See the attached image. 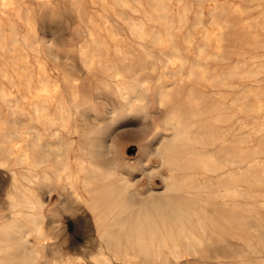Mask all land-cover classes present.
<instances>
[{
	"label": "rangeland",
	"instance_id": "1",
	"mask_svg": "<svg viewBox=\"0 0 264 264\" xmlns=\"http://www.w3.org/2000/svg\"><path fill=\"white\" fill-rule=\"evenodd\" d=\"M50 1L20 0V17L12 12L14 25L3 18L0 29V140L31 151L22 162L0 147V226L12 220V195L23 184L42 201L26 211L39 212L45 230L42 237L25 234L3 253L4 264H152L143 256L134 263L112 257L91 210L73 195L66 173L85 177L80 167L91 163L107 172L98 185L120 189L134 206L173 195L205 209V227L194 225L193 243L173 224L177 250L162 252L159 264H264V184L255 168L259 155L264 160L256 131L264 1ZM134 22L147 36L134 31ZM83 52H94V62ZM44 85L54 93L47 95ZM53 118L65 125L58 135L51 133ZM177 130L189 137L176 142ZM63 164L67 170L57 179L54 170ZM32 167L50 179L27 180ZM76 184L83 192V183ZM1 255L0 245L3 264Z\"/></svg>",
	"mask_w": 264,
	"mask_h": 264
},
{
	"label": "bare ground",
	"instance_id": "2",
	"mask_svg": "<svg viewBox=\"0 0 264 264\" xmlns=\"http://www.w3.org/2000/svg\"><path fill=\"white\" fill-rule=\"evenodd\" d=\"M46 1V2H45ZM125 5L126 1L121 0ZM163 1V0H162ZM264 1V0H261ZM164 2V1H163ZM166 2V1H165ZM168 2V1H167ZM180 2V1H179ZM45 4H51L50 0H44ZM204 3V1H203ZM42 4V3H41ZM56 4V3H55ZM74 4V3H73ZM111 5V4H110ZM43 6V5H42ZM52 6V5H51ZM74 6V5H73ZM112 6V5H111ZM123 6V5H122ZM211 6V5H210ZM231 6V5H230ZM240 6V5H239ZM81 8L83 6H80ZM53 8V7H52ZM48 9V7H47ZM51 9V8H50ZM56 9V8H55ZM54 9V11H55ZM67 9V8H66ZM22 10L20 0H0V29L3 24V18H6L12 27L15 21L11 18L12 12L20 17V12ZM58 10V9H57ZM76 10V9H75ZM167 10V9H166ZM164 11V10H163ZM233 12V11H232ZM59 13V12H58ZM79 16V11H77ZM83 13V12H82ZM199 13V12H198ZM85 14V13H83ZM47 15V14H46ZM50 15V14H49ZM61 16V15H60ZM59 16V17H60ZM262 19L259 24L264 27V7L262 8ZM80 17V16H79ZM78 17V18H79ZM163 17V16H162ZM198 17V16H197ZM28 18V17H27ZM159 18V17H158ZM47 20V19H46ZM57 20V19H56ZM80 20V19H79ZM29 22V21H28ZM53 22V21H52ZM72 22V21H71ZM27 23V20H26ZM40 24V23H39ZM70 24V23H69ZM221 24V23H220ZM224 24V23H223ZM85 25V23H84ZM50 26V25H49ZM63 26V25H62ZM73 26V25H72ZM180 26V25H179ZM69 27V26H68ZM134 31L139 35H144L145 30L141 23L134 22L132 24ZM60 28V27H58ZM64 28V27H63ZM61 28V29H63ZM46 29V28H45ZM47 27L46 30H48ZM52 29V28H51ZM65 29V28H64ZM69 29V28H68ZM45 30V31H46ZM57 30V29H56ZM71 30V29H70ZM90 30V29H89ZM174 30V29H173ZM50 31V30H49ZM48 31V32H49ZM51 30L50 32H53ZM65 31V30H64ZM57 32V31H56ZM63 32V30H62ZM91 33V31H90ZM44 34V33H43ZM55 34V33H54ZM60 34V33H59ZM57 34V35H59ZM64 34V33H62ZM69 34V33H68ZM89 34V33H88ZM52 35V34H51ZM205 35V34H204ZM47 36V34H46ZM53 36V35H52ZM90 36V35H89ZM145 36H147L145 34ZM17 37V36H16ZM54 37V36H53ZM62 37V35L60 36ZM194 37V36H193ZM64 38V37H62ZM70 37H68L69 39ZM188 38V37H187ZM161 39V38H160ZM4 40V39H3ZM55 40V39H53ZM162 40V39H161ZM58 41V39H57ZM189 41V40H188ZM25 42V41H24ZM219 43V42H218ZM26 44V43H25ZM154 44V43H153ZM164 44V43H163ZM22 47V46H21ZM24 47V46H23ZM24 49V48H23ZM33 49V48H32ZM82 49V48H81ZM106 49V48H105ZM219 49V48H218ZM22 50V49H21ZM30 50V49H29ZM31 51V50H30ZM35 53V52H34ZM91 53V52H90ZM85 57L89 59L90 63L94 62V52L93 55L88 57L86 52L82 53ZM99 54V53H98ZM35 56V55H34ZM68 56V55H67ZM263 55L258 57V67L257 74H262L264 72V60ZM23 57V56H22ZM57 58V57H56ZM166 58V57H165ZM209 58V56H208ZM23 59V58H21ZM143 59V58H142ZM148 59V58H147ZM244 59V58H243ZM141 60V59H140ZM72 61V60H71ZM86 61V60H85ZM151 61V60H150ZM185 61V60H184ZM145 62V61H144ZM23 63V62H22ZM87 63V62H86ZM89 63V65H90ZM185 63V62H184ZM25 64V63H24ZM164 64V63H163ZM183 64V63H182ZM93 65V64H92ZM91 65V66H92ZM236 65V64H235ZM24 66V65H23ZM86 66V65H85ZM72 67V66H71ZM23 68V67H22ZM38 69V68H37ZM89 69V68H88ZM26 70V69H25ZM205 70V69H203ZM0 68V73H1ZM42 72L45 73V68H42ZM97 73V72H96ZM229 74V73H228ZM247 74V73H246ZM26 75V73H25ZM39 75V74H38ZM37 75V76H38ZM62 75V73H61ZM102 75V74H101ZM204 76V75H203ZM112 77V76H111ZM113 79V78H112ZM126 79V78H124ZM263 77H259L257 80V112L260 116L257 122V134L259 138L258 142V153L262 154V147L264 142V119L261 116L264 114V87L262 85ZM15 80V79H13ZM28 81V80H27ZM177 81V80H176ZM42 83V82H41ZM198 83V82H197ZM26 84V83H25ZM72 84V83H71ZM74 84V82H73ZM72 84V85H73ZM161 84V83H160ZM43 85V83H42ZM107 85V84H106ZM110 86V85H109ZM115 86V85H114ZM248 87V86H247ZM133 88V87H132ZM193 88V87H192ZM122 96H127L130 92L127 87L118 88ZM162 89V88H161ZM166 89V88H165ZM247 89V88H246ZM4 90V89H3ZM29 90V89H28ZM168 90V89H167ZM9 91V90H8ZM32 91V90H31ZM34 91V90H33ZM43 91L50 95L54 93V90L48 86L44 85ZM163 91V90H162ZM3 92V91H1ZM38 92V90L36 91ZM35 92V93H36ZM40 92V91H39ZM136 92V91H135ZM166 92V91H165ZM164 92V93H165ZM169 92V91H168ZM4 93V92H3ZM31 93V92H30ZM34 93V92H33ZM42 91L39 93L41 94ZM138 93V92H137ZM160 93V92H159ZM220 93V92H219ZM6 94V93H5ZM101 94V93H100ZM105 94V93H104ZM192 94V93H191ZM165 95V94H164ZM222 95V94H221ZM33 96V95H32ZM224 96V95H223ZM234 96V95H233ZM1 97V96H0ZM6 97V96H5ZM11 97V96H10ZM37 97V95H36ZM77 94L72 93V98L76 101ZM168 97V96H167ZM245 97V96H244ZM16 98V97H15ZM24 98V97H23ZM164 98V97H163ZM192 98V97H191ZM195 98V97H194ZM239 98V97H238ZM13 99V98H12ZM11 99V100H12ZM48 99V98H47ZM143 98L141 94L137 101H141ZM190 99V98H189ZM191 100V99H190ZM239 100V99H238ZM2 101V100H1ZM143 101V100H142ZM174 101V100H173ZM224 101V99H223ZM236 101V100H235ZM12 102V101H11ZM30 102V101H29ZM144 102V101H143ZM165 102V101H164ZM47 103V102H46ZM162 103V102H161ZM231 103V102H230ZM234 103V102H233ZM195 104V103H194ZM1 106V105H0ZM10 106V105H9ZM15 106V105H14ZM181 106V105H180ZM78 107V106H77ZM141 107V105H140ZM222 107V106H221ZM3 109V108H1ZM7 108H5L6 110ZM12 109V107H11ZM18 109V108H17ZM16 109V110H17ZM46 111V110H45ZM35 113L37 116H41V112L38 108H35ZM86 113V112H84ZM187 113V111H186ZM185 113V114H186ZM194 114V113H193ZM192 114V115H193ZM61 115V114H60ZM141 115V114H140ZM173 115V114H172ZM232 115V114H231ZM88 117V116H87ZM100 117V116H99ZM180 117V116H179ZM209 117V116H208ZM115 119V118H114ZM51 124L55 125L53 135H58L60 128L55 118L51 119ZM63 121V120H62ZM85 121V119H84ZM2 122V121H1ZM13 122V121H12ZM64 122V121H63ZM169 122V121H168ZM39 123V122H38ZM36 124V123H35ZM101 124V123H100ZM103 124V123H102ZM89 125V124H88ZM105 125V124H104ZM172 124H170L171 126ZM65 126V125H63ZM112 127V126H111ZM104 129V128H103ZM174 129V128H173ZM88 130V129H87ZM23 131V130H22ZM90 131V130H89ZM63 132V131H62ZM173 133V132H172ZM14 134V133H13ZM20 135V134H19ZM33 144L36 145L41 139V134L38 132ZM172 137V136H171ZM174 140L187 139L189 136L185 131L177 130L174 134ZM199 137V136H196ZM165 138V137H163ZM10 139V138H8ZM14 139V138H13ZM167 139V137L165 138ZM12 139L8 145L6 141L0 140V147L3 148L6 155L10 158L13 156L16 160L22 162L30 161L31 151L28 148H22L15 151V146L12 144ZM73 140V139H72ZM75 140V139H74ZM164 140V139H163ZM14 141V140H13ZM99 141V140H98ZM19 143V142H18ZM66 143V142H65ZM80 143V142H79ZM88 144V143H87ZM17 145V144H16ZM63 147V146H62ZM251 147V146H250ZM52 148V147H51ZM247 148V147H246ZM45 149V148H44ZM48 149V148H47ZM203 149V147H202ZM210 150V148L208 149ZM213 150V149H212ZM158 151V150H157ZM179 151V150H178ZM187 152V151H186ZM160 153V152H159ZM165 153V152H164ZM50 153H48L49 155ZM94 155V154H92ZM191 156V155H190ZM60 157V156H59ZM168 157V156H167ZM166 157V158H167ZM179 158V157H178ZM199 158V157H198ZM208 158V157H207ZM226 158V157H225ZM33 159V158H32ZM162 159V158H161ZM170 159V158H169ZM200 159V158H199ZM15 160V161H16ZM218 161V159H216ZM39 161V160H38ZM213 161V159H212ZM17 162V161H16ZM87 162V161H86ZM194 162V161H193ZM197 162V161H196ZM5 164V163H4ZM39 164V163H38ZM215 164V162H214ZM17 165V164H16ZM192 165V164H191ZM5 166V165H4ZM196 167V166H195ZM241 167V166H240ZM239 167V168H240ZM256 179L258 183L264 184V160L262 155H259L258 161L256 163ZM30 173L26 177L27 180L37 179V180H47L50 179L48 173L39 177L36 171L30 168ZM62 169L67 170V164H63L62 168L55 169V176L60 179ZM81 171L86 170L85 177L73 176L70 172L66 173L69 185L73 188L72 193L77 199L83 200L92 212L93 221L95 224L96 232L101 240L106 241L107 248L110 251L112 257L120 259L126 262H135L139 256H143L145 259L151 261L152 264H159L158 258L162 252L173 254L177 250V244L173 234V224H178L181 234L190 242L192 240H198L197 231L194 229V225H198L199 228L203 229L208 218L207 212L201 206L194 204L191 201L182 199L178 196L166 195L163 202L155 198L142 200L137 206L131 204L127 198L123 195L120 189L105 187L104 185H98V182L107 176V172L101 167L94 163L89 165H81ZM158 169V168H157ZM243 169V168H242ZM20 170V168H19ZM22 170V169H21ZM214 170V169H213ZM216 170V169H215ZM23 171V170H22ZM116 172V170H115ZM225 172V171H224ZM3 174V173H2ZM15 181L17 182L16 171H12ZM165 174V173H164ZM245 174V173H244ZM7 175V174H5ZM162 175V174H161ZM227 175V174H226ZM224 177V176H223ZM25 178V177H24ZM166 180V179H165ZM83 183L84 190L81 192L76 186L77 182ZM14 182V181H13ZM121 182V180H120ZM131 180L127 179L126 183L130 184ZM207 182V181H206ZM231 183V181H230ZM12 184V183H11ZM32 184V183H31ZM14 185V183H13ZM6 186V185H5ZM12 186V185H11ZM3 187V185H2ZM42 187V186H41ZM62 187V186H61ZM121 187V186H120ZM207 187V186H206ZM17 193L12 195L11 206L14 208L13 218L10 222L4 223L0 226V245H1V261L4 264L8 262V257L3 253L7 252L14 245H16L20 239L22 240L29 231L33 230L39 237L44 235V231L37 217L40 216L39 212L26 211V209L40 208L42 206V201L33 196L27 185H17L15 187ZM4 189V187H3ZM41 189V188H40ZM48 189V188H47ZM208 189V188H207ZM228 189V188H227ZM226 189V190H227ZM49 190V189H48ZM60 190V189H59ZM221 190V189H220ZM70 191V190H69ZM203 191V190H202ZM205 191V190H204ZM232 191V190H231ZM46 192V191H45ZM210 192V191H209ZM212 192V191H211ZM44 193V192H43ZM48 193V192H47ZM205 193V192H204ZM207 193V191H206ZM219 193V192H218ZM45 194V193H44ZM211 194V193H210ZM48 195V194H47ZM214 196V195H213ZM47 196H44V198ZM228 197V196H227ZM264 199V198H263ZM75 202V201H74ZM76 203V202H75ZM80 203V202H79ZM75 205V204H74ZM65 206V205H64ZM76 206V205H75ZM74 206V208H75ZM80 206V205H79ZM8 207V206H7ZM43 207V206H42ZM18 208V209H17ZM25 208V209H24ZM82 209V208H81ZM227 210V209H226ZM76 211V210H75ZM86 211V210H85ZM222 212V211H221ZM227 214V213H226ZM10 215V214H9ZM76 215V214H75ZM80 215V214H79ZM85 215V214H84ZM88 215V214H87ZM55 216V215H54ZM80 217V216H79ZM171 218L170 220L168 218ZM217 217V216H216ZM227 217V216H226ZM83 218V217H82ZM210 219V218H209ZM88 221V220H87ZM83 222V221H82ZM80 222V223H82ZM87 223V222H86ZM47 224V223H46ZM79 224V223H78ZM223 224V223H222ZM75 225V224H74ZM84 225V224H82ZM50 228V227H49ZM48 228V229H49ZM92 228V227H91ZM76 235H78L76 233ZM75 235V237H76ZM27 236V235H26ZM64 237V236H63ZM81 238V236H80ZM233 238V237H232ZM72 239V238H71ZM99 239V240H100ZM218 239V238H217ZM27 240V239H26ZM80 240V239H78ZM96 240V239H95ZM77 241V240H76ZM46 242V241H45ZM77 243V242H76ZM193 243V242H192ZM57 244V243H56ZM195 244V243H194ZM206 244H208L206 242ZM33 245V244H32ZM36 245V244H35ZM82 245L83 242H82ZM94 246V245H93ZM104 246V245H103ZM50 247V246H49ZM84 247V246H83ZM199 247V246H198ZM257 247V246H256ZM23 249V248H22ZM83 249V248H82ZM24 251V249H23ZM106 251V250H105ZM83 252V251H82ZM92 252V251H91ZM197 254V253H196ZM97 255V254H96ZM99 256L103 261H108L110 258L105 255L104 252H99ZM91 257V256H90ZM81 258V257H80ZM44 260V259H43ZM97 260V259H96ZM94 260V261H96ZM223 260V259H222ZM167 264V263H166Z\"/></svg>",
	"mask_w": 264,
	"mask_h": 264
}]
</instances>
